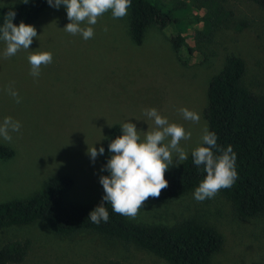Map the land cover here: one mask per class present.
<instances>
[{
  "label": "rangeland",
  "instance_id": "1",
  "mask_svg": "<svg viewBox=\"0 0 264 264\" xmlns=\"http://www.w3.org/2000/svg\"><path fill=\"white\" fill-rule=\"evenodd\" d=\"M16 1L0 0V6ZM162 1L180 19L177 27L193 48L191 56L185 47L179 53L174 50L171 39L177 27L172 22L148 27L142 42L135 43L128 10L123 18H113L111 10L104 13L92 26L94 36L85 40L63 29L70 22L63 5L49 6L28 24L37 32L29 50L5 58L6 45L0 41V123L12 117L21 125L18 132H10V142L0 137V144L14 151L12 157L0 159V202L30 197L59 175L73 180L63 194L65 203L101 200L99 177L107 175L102 171V155L93 163L87 149L103 147L115 123H134L143 138V131L154 127L144 115L149 108L191 133L189 140L180 142L189 155L202 144L207 127L203 111L209 80L229 53L245 62V85L264 94V10L249 0H226L232 21L244 22V28H220L205 38L200 23L184 18L190 12L200 15L203 9L190 0ZM45 51L52 54V62L33 77L28 56ZM9 87L17 91L20 103L8 94ZM181 108L199 114V122L185 120ZM194 191L171 201L147 200L134 218L127 217L169 226L196 218L216 227L224 239L211 264H264V214L240 220L219 191L202 202L194 199ZM10 240H27L29 248L21 262L8 264H106L110 259L168 264L150 251L92 230L60 236L40 220L0 230V246Z\"/></svg>",
  "mask_w": 264,
  "mask_h": 264
},
{
  "label": "trees",
  "instance_id": "2",
  "mask_svg": "<svg viewBox=\"0 0 264 264\" xmlns=\"http://www.w3.org/2000/svg\"><path fill=\"white\" fill-rule=\"evenodd\" d=\"M190 1L204 12L200 15L190 12L184 18L186 22L200 23L205 38H210L220 28H244V22L232 21L233 12L224 5L226 0ZM249 1L264 10V0ZM47 7L46 0H28L27 3L17 0L1 5L0 26L8 11L16 13L13 24H30ZM173 11L162 0H131L128 12L132 40L140 44L146 29L152 25L162 28L167 22H172L177 27L180 19L174 16ZM171 41L177 53L185 47L191 56L193 48L182 28L177 27V34ZM245 72L243 59L233 53L227 54L222 68L209 80L207 104L203 111L208 130L218 137V146L223 149L230 145L236 155L237 179L231 187L222 188L219 192L229 201L235 216L240 220L264 214V94L250 90L245 85ZM120 134V124L115 123L109 128L104 140L101 166L111 156L108 151L110 141ZM13 154V149L0 144V159L10 158ZM214 154L220 153L214 150ZM205 175L203 166H196L190 153L180 165L165 172L168 187L161 191L159 198L150 197L148 200L171 201L179 198L195 190ZM72 182L70 176H54L30 197L0 202V230L38 220L60 236L92 230L124 245L133 244L150 251L168 264H211L213 256L223 248L224 239L220 231L192 217L171 226L142 224L115 213L110 204H105L109 213L108 221L93 223L87 218L88 214L101 200L89 204L65 203L63 194ZM28 248L27 240L3 243L0 246V264L21 262ZM106 264L123 263L110 259Z\"/></svg>",
  "mask_w": 264,
  "mask_h": 264
},
{
  "label": "clouds",
  "instance_id": "3",
  "mask_svg": "<svg viewBox=\"0 0 264 264\" xmlns=\"http://www.w3.org/2000/svg\"><path fill=\"white\" fill-rule=\"evenodd\" d=\"M28 0H24L27 3ZM50 7L59 8L63 5L70 21L63 28L66 32L80 34L88 40L94 36V26L99 17L111 10L113 18H123L131 6V0H46ZM16 13L11 10L4 15L3 25L0 26V41L6 45L5 58L14 56L21 49L27 51L33 39L37 38L34 26L23 22L13 24ZM81 25H84L83 27ZM107 31V29H105ZM50 52H33L28 56L31 65L30 75L38 77L42 65L52 62ZM8 94L16 103H20L17 91L11 87ZM180 113L185 120L198 123L199 114L187 108H181ZM144 115L153 121L151 130H140L131 122L121 125V134L111 140L108 151L111 153L107 163L102 166L109 175L99 177L104 195L101 203L91 210L88 219L93 223L107 222L109 213L105 204H110L112 210L121 215L134 218L139 209L151 198H159L161 191L168 187L165 172L169 166L179 165L188 158L180 142L189 140L191 133L185 131L182 125L170 123L160 115L157 109H146ZM20 122L12 117H5L0 123V137L11 141L10 132L20 130ZM202 145L197 146L191 156L196 166H203L206 173L204 179L196 187L193 196L198 202L213 198L220 189L229 188L237 179L235 168L236 155L229 145L220 148L218 137L214 132L203 129ZM219 152V155L214 154ZM104 148L92 147L87 149L90 160L94 163L99 155L104 154ZM175 159H174V155Z\"/></svg>",
  "mask_w": 264,
  "mask_h": 264
}]
</instances>
